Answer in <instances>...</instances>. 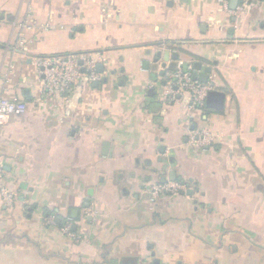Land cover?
<instances>
[{
  "label": "crops",
  "instance_id": "0c3cea01",
  "mask_svg": "<svg viewBox=\"0 0 264 264\" xmlns=\"http://www.w3.org/2000/svg\"><path fill=\"white\" fill-rule=\"evenodd\" d=\"M231 3L0 0V97L27 106L0 126V264H264V0ZM70 54L100 79L44 96L36 58ZM180 67L212 86L189 121Z\"/></svg>",
  "mask_w": 264,
  "mask_h": 264
},
{
  "label": "built area",
  "instance_id": "2783aa9c",
  "mask_svg": "<svg viewBox=\"0 0 264 264\" xmlns=\"http://www.w3.org/2000/svg\"><path fill=\"white\" fill-rule=\"evenodd\" d=\"M226 9H229L230 0H221ZM257 0H241L240 4L234 9L235 14H241L248 10ZM27 43L25 37L20 34L16 47L24 49ZM99 57L93 54H70V55H53L41 56L36 58L35 66L41 75L42 94L46 97L62 96L67 97L73 90L74 86L84 77L89 81L100 79L96 67ZM169 83L166 89V95L170 101H175L185 94L190 95V104L188 105L187 121L193 118V114L205 107V101L208 97L212 86L194 78L189 69L182 67L174 71H167ZM26 103L15 96L0 97V126L6 124L13 116L26 113ZM190 141L198 146H207L214 141V137L209 131H190ZM2 170L0 169V174ZM186 188L181 182H163L152 187V196L158 197L162 194L182 191ZM0 195L6 203L13 201V195L10 190L0 187ZM48 223H53L54 218L48 217ZM70 223H65L62 230L70 235L73 239H80L75 233L71 232Z\"/></svg>",
  "mask_w": 264,
  "mask_h": 264
},
{
  "label": "water",
  "instance_id": "95a60500",
  "mask_svg": "<svg viewBox=\"0 0 264 264\" xmlns=\"http://www.w3.org/2000/svg\"><path fill=\"white\" fill-rule=\"evenodd\" d=\"M238 2H239V0H232L231 7H232L233 9H236V7H237V5H238ZM101 69H102V64H99V65L97 66V70H98V71H101ZM194 78H196V76H194Z\"/></svg>",
  "mask_w": 264,
  "mask_h": 264
}]
</instances>
